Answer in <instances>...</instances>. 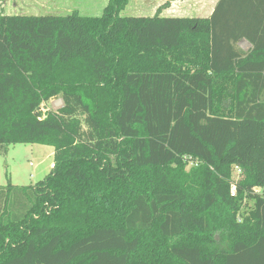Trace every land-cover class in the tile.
<instances>
[{
  "label": "trees",
  "instance_id": "obj_1",
  "mask_svg": "<svg viewBox=\"0 0 264 264\" xmlns=\"http://www.w3.org/2000/svg\"><path fill=\"white\" fill-rule=\"evenodd\" d=\"M126 4L0 14V148L54 149L44 180L0 188V264H264V0Z\"/></svg>",
  "mask_w": 264,
  "mask_h": 264
},
{
  "label": "rangeland",
  "instance_id": "obj_2",
  "mask_svg": "<svg viewBox=\"0 0 264 264\" xmlns=\"http://www.w3.org/2000/svg\"><path fill=\"white\" fill-rule=\"evenodd\" d=\"M219 0H127L120 12L122 17H209ZM110 0H0V14L27 16H67L78 14L83 17H101ZM239 47L247 52L251 45L243 40ZM63 107L61 98L56 97L44 102L38 115L45 117ZM51 151V150H50ZM54 167V157L47 146L37 144H18L9 148L7 154L0 148V188L9 184L28 187L45 179ZM194 162L187 167L190 169ZM243 175L234 171L233 179L239 181ZM253 206L252 200H245L241 215H246ZM238 217H241L238 215ZM237 217V219H238ZM242 218V217H241ZM240 264L254 263L253 255L243 254L235 257Z\"/></svg>",
  "mask_w": 264,
  "mask_h": 264
},
{
  "label": "built area",
  "instance_id": "obj_3",
  "mask_svg": "<svg viewBox=\"0 0 264 264\" xmlns=\"http://www.w3.org/2000/svg\"><path fill=\"white\" fill-rule=\"evenodd\" d=\"M238 174H241V170L240 169H237L236 170ZM253 194L254 196L256 197H261V198H264V188H260V187H255L253 189ZM232 196H236V188L233 187L232 189Z\"/></svg>",
  "mask_w": 264,
  "mask_h": 264
},
{
  "label": "crops",
  "instance_id": "obj_4",
  "mask_svg": "<svg viewBox=\"0 0 264 264\" xmlns=\"http://www.w3.org/2000/svg\"><path fill=\"white\" fill-rule=\"evenodd\" d=\"M249 51V50H248ZM245 52V51H244ZM47 149L49 150V153H50V155H52V157H54V149L53 148H51V147H47ZM51 150V151H50ZM51 169L53 168V165H52V167H50Z\"/></svg>",
  "mask_w": 264,
  "mask_h": 264
}]
</instances>
